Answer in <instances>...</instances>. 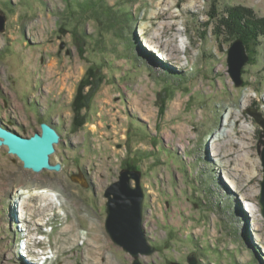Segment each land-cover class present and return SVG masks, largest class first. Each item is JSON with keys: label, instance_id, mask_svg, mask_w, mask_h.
I'll return each mask as SVG.
<instances>
[{"label": "rangeland", "instance_id": "obj_1", "mask_svg": "<svg viewBox=\"0 0 264 264\" xmlns=\"http://www.w3.org/2000/svg\"><path fill=\"white\" fill-rule=\"evenodd\" d=\"M87 1L0 0V119L24 137L47 123L60 138L59 169L39 173L0 147V264H135L106 229L107 190L126 171L139 172L154 250L139 264H189L191 254L264 264L253 116L264 117V35L246 46L218 25L228 8L264 18V0H101L124 17L122 32L84 11ZM238 40L249 57L239 86L228 63ZM22 188L55 191L60 208L20 218ZM245 200L258 205L255 220ZM40 219L29 247L26 224Z\"/></svg>", "mask_w": 264, "mask_h": 264}, {"label": "water", "instance_id": "obj_2", "mask_svg": "<svg viewBox=\"0 0 264 264\" xmlns=\"http://www.w3.org/2000/svg\"><path fill=\"white\" fill-rule=\"evenodd\" d=\"M3 27V20H0V29ZM247 62L248 57L243 42L238 40L231 48L228 59L229 71L237 86L242 83L241 72ZM253 116L263 128L259 149L264 167V148L261 147L264 146V117L258 113H254ZM59 140L57 132L47 123H42L41 132H36L32 137H24L7 129L0 119V147H7L10 154L22 161L24 168L34 172L59 169L58 166L51 164V156L56 152L55 145ZM129 175L138 182L136 189L131 187ZM139 181V172H123L120 180L111 185L106 193L109 199L106 229L113 241L136 259L135 264H139L140 255H150L154 251L144 237L142 226L144 194ZM259 202L264 216V181ZM188 262L199 264L196 254H191Z\"/></svg>", "mask_w": 264, "mask_h": 264}, {"label": "trees", "instance_id": "obj_3", "mask_svg": "<svg viewBox=\"0 0 264 264\" xmlns=\"http://www.w3.org/2000/svg\"><path fill=\"white\" fill-rule=\"evenodd\" d=\"M102 1L89 0L84 3L83 10L92 9L94 19L108 29L116 28L119 25L121 32L124 31V17L121 18L120 13L118 14L113 9L106 7ZM225 11L224 16H220L218 25L224 27L232 38H241L246 46H249L255 42L254 40L258 36L264 35V18L257 17L251 9L228 8ZM163 100L166 101V99ZM131 169H136V167Z\"/></svg>", "mask_w": 264, "mask_h": 264}, {"label": "bare ground", "instance_id": "obj_4", "mask_svg": "<svg viewBox=\"0 0 264 264\" xmlns=\"http://www.w3.org/2000/svg\"><path fill=\"white\" fill-rule=\"evenodd\" d=\"M142 32H144V30ZM243 45H244V43H243ZM244 47H245V45H244ZM245 52H246V47H245ZM246 55H247V53H246ZM247 57H248V55H247ZM248 61H249V57H248ZM215 153L218 156L221 155V153H219V151H217ZM227 176H225V178L228 181V183L232 187L237 188L236 187L237 185H236L235 181H233L231 179V177H227ZM15 194L20 197V201H18V203L16 202L18 213L22 214V217H20V218L26 217V215H30V217H32V216H34L37 213H39L40 215L41 214L44 215L46 211H49V210L50 211H54L55 209L60 208V205L58 204V202L55 204V201L59 200L58 196H57V193L55 191L53 192V191H51V190H49L47 188H43V189L36 188L34 191L33 190L31 191L30 189L22 188V190L20 189V190L15 191ZM23 194H25V195L23 196ZM33 199L34 200H42L43 202H46V205L37 207V205L31 204V201ZM244 202H245V204H243L244 205V211L247 210L248 212H250L253 215V219L255 220V218H256L255 215L259 212L258 205L255 204V203H251L249 201H246V200ZM37 209H40V212H37ZM37 223H38V225L36 224L34 226H31V225L29 226V225L26 224V226L29 227V230H27V233L29 234V236H28V238L23 239V241H26V244L28 243L29 247H32L33 244H34V243L33 244L31 243V241H33V238L35 240H37L36 235L34 233L37 232L40 229L39 225H43V220L40 219V220H38ZM255 224H256V226H258V223H255ZM15 228H14V232L17 231L18 226L17 227L15 226ZM31 228H32V230H31ZM24 233H25V231L22 229V236H23ZM85 234L87 235L88 233H85ZM23 243H24L23 245H26L25 242H23ZM18 251L19 252H24V251H21L19 249H18ZM39 258L42 260V259H45L46 257H45L44 254L39 253Z\"/></svg>", "mask_w": 264, "mask_h": 264}, {"label": "built area", "instance_id": "obj_5", "mask_svg": "<svg viewBox=\"0 0 264 264\" xmlns=\"http://www.w3.org/2000/svg\"><path fill=\"white\" fill-rule=\"evenodd\" d=\"M23 244H24V243H23V242H21L22 249H24V247H25V245H23ZM22 249H21V250H22Z\"/></svg>", "mask_w": 264, "mask_h": 264}]
</instances>
